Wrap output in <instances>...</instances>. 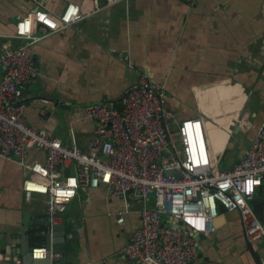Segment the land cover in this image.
<instances>
[{
    "label": "crops",
    "instance_id": "0c3cea01",
    "mask_svg": "<svg viewBox=\"0 0 264 264\" xmlns=\"http://www.w3.org/2000/svg\"><path fill=\"white\" fill-rule=\"evenodd\" d=\"M43 3L56 15L77 3L86 17L37 43L41 76L24 98L29 125L88 151L95 123L74 111L119 103L144 73L165 84L178 120L203 116L212 122L208 139L221 169L246 155L264 127V0H123L91 14V0ZM34 7L29 0H0V45L20 43L13 37L18 23ZM2 73L0 68V79ZM26 159L44 162L46 153L30 148ZM31 176L18 160L0 157V264L24 263L27 213L47 219V196L26 198L24 181ZM252 208L264 224V186ZM140 209L134 194L80 189L58 222L69 229L65 244H55L61 263L133 264L122 249L141 226ZM121 211L125 222L119 224L115 214ZM229 214L222 211L215 231L198 239V264H261L250 250L245 222ZM35 228L28 233L31 249L47 244L34 240ZM253 245L261 257L262 245Z\"/></svg>",
    "mask_w": 264,
    "mask_h": 264
},
{
    "label": "built area",
    "instance_id": "2783aa9c",
    "mask_svg": "<svg viewBox=\"0 0 264 264\" xmlns=\"http://www.w3.org/2000/svg\"><path fill=\"white\" fill-rule=\"evenodd\" d=\"M29 1L35 7L13 36L20 43L0 45V157L16 159L32 173L24 181L27 200L45 194L49 220L57 224L80 189L104 186L120 198L134 194L141 204V226L122 249L133 264H198L197 236L212 234L222 211L239 212L250 242L263 247L264 264V224L252 208L264 186V127L238 163L221 169L208 139L212 122L203 116L178 120L165 84L142 73L119 103H91L74 111L95 123L88 151L66 145L49 130L28 124L25 90L41 76L37 43L86 14L77 3L56 15L43 0ZM120 1L91 0L88 14ZM184 1L193 5L198 0ZM30 148L43 150L45 161H27ZM125 213L115 214L117 223L125 222ZM49 232L34 233L44 238ZM49 254L52 264H62L46 246L32 249L35 260Z\"/></svg>",
    "mask_w": 264,
    "mask_h": 264
},
{
    "label": "water",
    "instance_id": "95a60500",
    "mask_svg": "<svg viewBox=\"0 0 264 264\" xmlns=\"http://www.w3.org/2000/svg\"><path fill=\"white\" fill-rule=\"evenodd\" d=\"M67 175H69V172H67ZM230 214H233L231 216H235L237 218H240L239 212L230 213ZM230 214L228 215L229 217H230ZM26 216H27V218L24 221L25 227L22 230L23 243H22L21 254L25 258L23 261L24 262L23 264H52V258H51L50 254L48 255V257L46 259H42V260L33 259L32 249H31V240L32 239H31V236L28 234L30 231V227L37 225V229L35 228L33 230V232H36V230H39L42 228H48V230H50V232L43 239L46 240V242H47L46 247L49 250V252H51V253L57 252V250H56L57 248L55 247V244H65L66 239L68 238L69 229H67V227H65L64 225H59L58 223L52 224L49 220L48 214L46 215L47 219L44 218L43 215H39L40 217L36 220H33L31 218V215L28 218V213ZM179 227L180 228L182 227V223L179 224ZM32 237L34 238V240H36L37 238H41V237H37L35 235ZM197 238L199 239L200 236H197ZM249 247H250V250L254 253L258 262H260V260H261L260 254H259V252H257L254 249V245L250 241H249ZM198 252L200 253L199 248H198Z\"/></svg>",
    "mask_w": 264,
    "mask_h": 264
},
{
    "label": "bare ground",
    "instance_id": "6f19581e",
    "mask_svg": "<svg viewBox=\"0 0 264 264\" xmlns=\"http://www.w3.org/2000/svg\"><path fill=\"white\" fill-rule=\"evenodd\" d=\"M113 103V102H112ZM69 124V123H68ZM77 135V134H76ZM109 191V190H108Z\"/></svg>",
    "mask_w": 264,
    "mask_h": 264
},
{
    "label": "trees",
    "instance_id": "16d2710c",
    "mask_svg": "<svg viewBox=\"0 0 264 264\" xmlns=\"http://www.w3.org/2000/svg\"><path fill=\"white\" fill-rule=\"evenodd\" d=\"M263 187V186H262Z\"/></svg>",
    "mask_w": 264,
    "mask_h": 264
}]
</instances>
